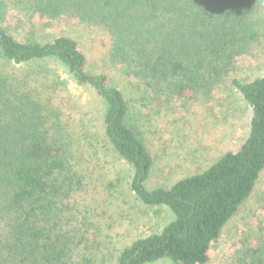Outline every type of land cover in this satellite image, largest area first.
<instances>
[{
    "label": "trees",
    "instance_id": "obj_1",
    "mask_svg": "<svg viewBox=\"0 0 264 264\" xmlns=\"http://www.w3.org/2000/svg\"><path fill=\"white\" fill-rule=\"evenodd\" d=\"M64 16L101 33L109 60L123 64L139 88L160 99L217 86L260 38L264 0H0V264H92L73 225L72 199L85 182L75 170L74 140L61 111L50 97L45 102L23 88L28 78L1 67L50 61L103 100L106 139L133 169L135 196L174 215L160 233L124 249L118 264L210 263L212 245L264 171V75L232 81L252 110L250 134L240 149L170 189L149 190L155 159L126 95L109 84L108 75L88 72L75 39L22 42L8 26L14 18L31 23ZM84 138L89 141L88 134ZM249 263L264 264V244L247 254L242 264Z\"/></svg>",
    "mask_w": 264,
    "mask_h": 264
},
{
    "label": "rangeland",
    "instance_id": "obj_2",
    "mask_svg": "<svg viewBox=\"0 0 264 264\" xmlns=\"http://www.w3.org/2000/svg\"><path fill=\"white\" fill-rule=\"evenodd\" d=\"M19 20L8 22L19 41L46 43L60 36L78 41L88 59V72L108 75L109 84L130 100L132 118L155 159L147 189H170L183 179L207 171L225 154L238 151L248 138L252 110L232 81L249 82L264 75V21L260 38L236 59L217 86L155 99L149 88H139L123 64L109 60L107 41L94 28L82 26L71 16L54 22ZM1 67L11 75L16 72L18 79L28 78L23 88H30L43 101L51 98L54 109L61 111L63 127L74 140L73 164L85 186L72 199L76 212L73 225L83 236L82 253L91 256L92 261L87 263L118 264L124 249L160 233L174 220L168 208L147 207L131 191L133 169L106 139L104 102L93 88L79 85L56 61ZM263 244L264 171L253 195L212 245L208 264H242L247 254ZM152 264L174 263L161 260Z\"/></svg>",
    "mask_w": 264,
    "mask_h": 264
}]
</instances>
